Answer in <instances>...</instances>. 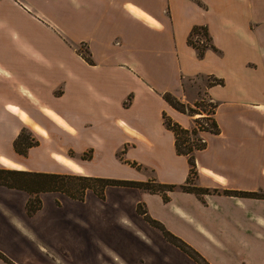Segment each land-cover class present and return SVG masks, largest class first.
Listing matches in <instances>:
<instances>
[{"label": "crops", "instance_id": "1", "mask_svg": "<svg viewBox=\"0 0 264 264\" xmlns=\"http://www.w3.org/2000/svg\"><path fill=\"white\" fill-rule=\"evenodd\" d=\"M200 90L219 131L202 132L188 183L164 113L190 127L207 110L164 93L195 106ZM0 168L177 184L41 191L33 212L0 184V264H201L150 218L209 264H264V0H0Z\"/></svg>", "mask_w": 264, "mask_h": 264}, {"label": "trees", "instance_id": "2", "mask_svg": "<svg viewBox=\"0 0 264 264\" xmlns=\"http://www.w3.org/2000/svg\"><path fill=\"white\" fill-rule=\"evenodd\" d=\"M195 35H197V38H195ZM200 35H205L207 40H204L203 43H200ZM189 41L198 48L200 54H203L205 48L211 44L207 27L204 25L194 26L189 35ZM214 82L222 83L223 78L215 77ZM164 96L175 107L179 108L180 110L187 111L191 114L202 112L198 107L202 105V103H207L206 101L201 100L203 102L197 101L194 106L179 99L177 96L168 91L164 93ZM208 103L213 107V110L207 111V114L195 117L194 123L190 127L183 126L181 123L174 120L171 116L164 113V120L166 125L175 132L176 147L178 152L188 155L190 162V174L188 177V183L189 181L193 180L197 174L195 152L196 150L205 147L207 144L202 132L206 130L214 132L219 131V125L213 116L215 104L212 102ZM200 107L201 109L206 110V108L202 106ZM33 143H35V140L30 136L29 132L22 129L14 140V147L17 151L25 153L26 148ZM130 162L134 165L137 164L134 161ZM188 183H182L180 184V186L186 189H193L199 193L207 191V188L200 186H191ZM0 184H4L10 187H17L28 191L30 193V197L27 200V210L29 212H33L40 207L41 199L39 197V192L41 191L60 190L75 198L83 199L88 188L95 189L101 196H103L104 189L109 184L135 185L149 188L151 190H166L172 189L177 186V184L174 183H164L153 179L143 181L127 178L78 174L72 172L58 173L13 168H0ZM225 191L229 193L257 195L260 194L259 192H249L235 189H226ZM150 220L155 225L160 227L171 241H173L193 257H195L201 264H209L198 250H196L184 239L168 230L160 221L152 218H150Z\"/></svg>", "mask_w": 264, "mask_h": 264}, {"label": "rangeland", "instance_id": "3", "mask_svg": "<svg viewBox=\"0 0 264 264\" xmlns=\"http://www.w3.org/2000/svg\"><path fill=\"white\" fill-rule=\"evenodd\" d=\"M200 37L204 38V40H207L206 37H205V35H200ZM195 38H197V35H195ZM209 80H210V78H209ZM200 92H201V94H200L199 101H201V100H204L205 101V99L207 100L208 99V96H207L206 92L204 90H200ZM202 97L204 99H202ZM201 102H203V101H201ZM200 106L206 108L207 111L213 110V107L208 102L207 103H204V104L202 103V105H200ZM192 139H193V137H192Z\"/></svg>", "mask_w": 264, "mask_h": 264}, {"label": "built area", "instance_id": "4", "mask_svg": "<svg viewBox=\"0 0 264 264\" xmlns=\"http://www.w3.org/2000/svg\"><path fill=\"white\" fill-rule=\"evenodd\" d=\"M201 41H204V38H202Z\"/></svg>", "mask_w": 264, "mask_h": 264}]
</instances>
